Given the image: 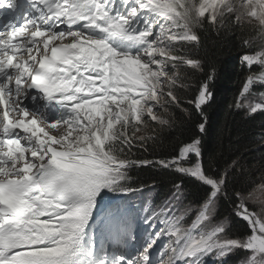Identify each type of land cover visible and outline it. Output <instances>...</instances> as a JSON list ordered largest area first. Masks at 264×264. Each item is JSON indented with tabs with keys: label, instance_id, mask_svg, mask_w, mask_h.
Returning <instances> with one entry per match:
<instances>
[{
	"label": "snow or ice",
	"instance_id": "obj_1",
	"mask_svg": "<svg viewBox=\"0 0 264 264\" xmlns=\"http://www.w3.org/2000/svg\"><path fill=\"white\" fill-rule=\"evenodd\" d=\"M0 9L15 14L0 28V264H227L240 251V264H264V177L240 187L241 157L205 163L216 69L198 54L202 31L239 29L248 72L234 107L264 113V92L253 99L264 85V0H0ZM194 116L191 135L150 158ZM146 169L177 180L158 203L135 205L155 192V179L134 176ZM230 217L246 232L231 234Z\"/></svg>",
	"mask_w": 264,
	"mask_h": 264
},
{
	"label": "trees",
	"instance_id": "obj_2",
	"mask_svg": "<svg viewBox=\"0 0 264 264\" xmlns=\"http://www.w3.org/2000/svg\"><path fill=\"white\" fill-rule=\"evenodd\" d=\"M202 45L198 54L208 64L214 65L215 79L212 83L214 98L207 108L209 120L208 133L204 137L205 163L211 162L213 168L223 169L226 163L237 156L241 157L247 171L237 176L238 186H251L252 182H260L264 177V113L249 114L246 108L234 107L248 69L242 65L241 56L249 51L242 46L241 32L239 29H229L217 35L210 28L201 33ZM255 47V45H253ZM204 79L203 75L198 77ZM259 92H264L263 86L256 87L253 99L258 100ZM177 117H183L177 112ZM199 117H193V122H184L167 131L161 139L156 152L150 158H158L172 152L180 140H185L192 134L195 121ZM141 180L149 184L155 179V191L157 195L152 198L158 203L171 190L173 181L177 175L162 169L140 170L134 173ZM187 185V197L196 200L201 190L191 178H185ZM145 195H136L132 198L135 205H144L148 199ZM230 206L225 204L221 209L222 217L228 216ZM232 227L231 234H243L246 232V222L239 218L230 217ZM241 253L233 258V263L240 259Z\"/></svg>",
	"mask_w": 264,
	"mask_h": 264
},
{
	"label": "bare ground",
	"instance_id": "obj_3",
	"mask_svg": "<svg viewBox=\"0 0 264 264\" xmlns=\"http://www.w3.org/2000/svg\"><path fill=\"white\" fill-rule=\"evenodd\" d=\"M157 188V187H155ZM155 195H157V191H155L154 193H148L147 192V197L151 196V198L155 197Z\"/></svg>",
	"mask_w": 264,
	"mask_h": 264
},
{
	"label": "rangeland",
	"instance_id": "obj_4",
	"mask_svg": "<svg viewBox=\"0 0 264 264\" xmlns=\"http://www.w3.org/2000/svg\"><path fill=\"white\" fill-rule=\"evenodd\" d=\"M231 227H232V222H231ZM161 241V240H160ZM160 241H158V243L160 242ZM134 243H136V242H134ZM155 251V250H154ZM154 253V252H153ZM237 253H245L246 254V252H243V251H240V252H237Z\"/></svg>",
	"mask_w": 264,
	"mask_h": 264
}]
</instances>
